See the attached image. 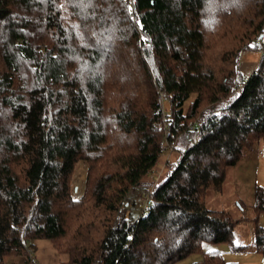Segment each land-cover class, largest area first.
<instances>
[{"label":"trees","instance_id":"16d2710c","mask_svg":"<svg viewBox=\"0 0 264 264\" xmlns=\"http://www.w3.org/2000/svg\"><path fill=\"white\" fill-rule=\"evenodd\" d=\"M255 42L264 0H0V264H29L42 238L67 264H222L206 244L245 249L240 219L206 195L264 136V50L248 76L238 65ZM165 139L182 148L159 182ZM134 190L150 204L134 209ZM252 211L264 264V186Z\"/></svg>","mask_w":264,"mask_h":264},{"label":"rangeland","instance_id":"374dc122","mask_svg":"<svg viewBox=\"0 0 264 264\" xmlns=\"http://www.w3.org/2000/svg\"><path fill=\"white\" fill-rule=\"evenodd\" d=\"M255 43L261 45L263 47L262 50H264V45L262 43ZM260 57L261 51L257 50L255 46L253 50H247L240 53L238 65L242 76H248L254 64L258 63ZM166 102L167 101H165L164 108H166ZM165 144L166 139L164 140L162 147ZM181 148L182 146L178 145L177 149L173 151V146L171 151L165 152V155L162 156L163 159H159L161 162L160 164H162L166 158H170L168 165L162 170L158 177L159 182L165 177L168 168L172 167L179 158ZM85 168V163H79L74 169L71 178V189L74 194L78 195L83 188ZM255 185L264 186V136L255 143L249 152L247 151L244 153L235 165L227 167L221 190L209 191L207 193V205L210 208L225 210L233 217L240 219L237 221V224L246 223L245 226L248 225L254 229L253 222H255V220L254 212L252 211V203L253 188ZM141 195L142 192L140 193L138 190H134L129 194V196L135 200L134 209L139 208L137 201ZM134 212L136 213V210ZM256 221L259 225L264 227V211L257 214ZM241 235L245 237V231H243ZM232 238L236 244L237 236L235 237L234 231ZM252 240L254 242V237ZM35 245L34 257L38 260V264H67V254L56 251L50 240L42 238L37 240ZM244 246L248 247L247 244H244ZM205 248L208 250H216L223 258L222 264H243L244 261L246 264H257V261L255 260L256 257H254L255 255L230 252L226 243L206 244ZM222 251H227V254H223ZM232 254L235 256L233 259H231ZM257 254L259 253L257 252ZM257 256L260 258L261 254ZM25 258V255L19 257L8 256L5 260V264H26L27 261ZM198 258L199 255H190L187 258L178 261L177 264H193V262L199 261Z\"/></svg>","mask_w":264,"mask_h":264},{"label":"crops","instance_id":"0c3cea01","mask_svg":"<svg viewBox=\"0 0 264 264\" xmlns=\"http://www.w3.org/2000/svg\"><path fill=\"white\" fill-rule=\"evenodd\" d=\"M256 65H257V63L254 64V66L252 65L253 67H252L250 73L254 70ZM245 224L246 223L237 224L234 228V232H235V237L237 236L236 244L239 246H244V244H247L248 247H246L243 250H230V252L249 253L250 255H255L254 257H256L255 260L257 261V264H261L262 263V257L260 256V258H258L257 255H259V254H257V252L254 250V244H253V240H252L253 239V235H252L253 229L248 225L245 226ZM243 231H245V237H243L241 235L243 233ZM222 253L226 255L227 251H222ZM253 253H255V254H253ZM234 257L235 256L232 254L231 259H233ZM200 259H201V256L199 255L198 260H200ZM175 264H177V262ZM243 264H246V262L244 261Z\"/></svg>","mask_w":264,"mask_h":264},{"label":"built area","instance_id":"2783aa9c","mask_svg":"<svg viewBox=\"0 0 264 264\" xmlns=\"http://www.w3.org/2000/svg\"><path fill=\"white\" fill-rule=\"evenodd\" d=\"M255 48L257 50L261 51V53L263 52L261 45L255 44ZM166 100H167V96H166L165 92L160 91L159 92V96H158V102H159V105L161 106V108L164 107V104H165ZM173 146H174V142L173 141L166 140V144L163 145L164 153L159 155V159L162 158V156L165 155L166 151H171ZM140 203L143 204V206H146V205L150 204L149 192H147L145 195L140 197ZM29 264H36V258L33 257V256H30Z\"/></svg>","mask_w":264,"mask_h":264}]
</instances>
